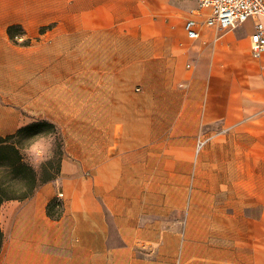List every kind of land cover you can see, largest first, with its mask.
<instances>
[{"label":"crops","instance_id":"0c3cea01","mask_svg":"<svg viewBox=\"0 0 264 264\" xmlns=\"http://www.w3.org/2000/svg\"><path fill=\"white\" fill-rule=\"evenodd\" d=\"M185 19L171 0H0V136L21 128L24 108V125L49 120L65 137L60 175L2 205L0 264H156L132 247L164 239L142 231L137 209L147 200L190 213V176H216L221 189L238 191L264 174V54L254 58L252 32L237 28L191 40ZM13 25L26 45L9 38ZM232 144L241 152L237 173L228 165ZM236 175L248 178L235 183ZM165 176L182 178L164 188ZM57 193L63 210L53 219L47 206ZM103 205L123 208L112 210L119 246ZM175 245L167 264H196L188 243L181 253Z\"/></svg>","mask_w":264,"mask_h":264},{"label":"rangeland","instance_id":"374dc122","mask_svg":"<svg viewBox=\"0 0 264 264\" xmlns=\"http://www.w3.org/2000/svg\"><path fill=\"white\" fill-rule=\"evenodd\" d=\"M171 3L176 6L179 17L183 21L189 16L197 15L198 17L199 15L198 0H171ZM16 31L18 37L14 39H11L8 34L11 41L16 45H26L28 41L25 31L19 28ZM235 31L248 35L253 31V24L247 22L238 26ZM4 103L7 107L17 108L7 101ZM20 115L22 127L25 126V122L29 121L28 112L21 108ZM5 130L9 134L17 131L15 127ZM232 130L234 129L231 128ZM61 134L65 142L62 131ZM14 141L18 142L25 161L32 165L40 176L45 175V164L51 165L50 172L55 171L62 149L61 138L58 134L45 131L38 136L21 134ZM235 148V144L229 146L228 165L232 166L233 171L237 173L242 161L240 160L241 152ZM214 152L212 149V153ZM263 155L264 153H260L261 157ZM214 157L219 158V155ZM260 163L264 164V160L261 159ZM213 164L218 165L219 161L215 160ZM259 171L264 172V168L260 167ZM163 178L165 188L168 178L181 179L182 177L165 176ZM193 178V176L189 177L190 196L195 197L190 213L187 207L179 209L171 205L172 202L170 206L167 205L164 196L163 201L149 199L145 208L137 209L140 216L147 220V223L143 224L142 231L147 234L163 232L164 239L132 241L135 257L152 260L156 264H167L178 242L177 248L180 253L190 245V250H194L197 257L196 264H264V174L250 176L251 189H239L233 192L221 189L216 176L202 174L196 176L195 181ZM233 178L235 183L242 184L248 177L238 179L236 175ZM149 185L150 181L146 183V190ZM121 189L120 185H109V190L116 192ZM151 192L149 191L148 195ZM170 196L177 198L179 193L173 191ZM55 199L62 201L59 193ZM102 208L107 220V229L115 236L114 242L116 246H119L121 244L118 237L119 227L113 220L118 217L112 213V210L123 212V208L117 205L111 208L103 205ZM62 210V205L56 208L57 213ZM189 218L190 221H188ZM174 234L180 237L179 240L171 239ZM187 235L190 237L188 241Z\"/></svg>","mask_w":264,"mask_h":264},{"label":"trees","instance_id":"16d2710c","mask_svg":"<svg viewBox=\"0 0 264 264\" xmlns=\"http://www.w3.org/2000/svg\"><path fill=\"white\" fill-rule=\"evenodd\" d=\"M19 25L10 26L8 34L11 39L18 37L16 29ZM28 43V42H27ZM54 132L61 138L62 149L59 153L58 165L50 172V164H45V175L40 176L35 168L28 164L14 141L21 134L38 136L43 132ZM58 126L49 120H37L19 128L15 133L0 136V211L2 205L11 200H26L31 198L43 183L55 180L61 172V163L65 156V144ZM49 167V169H48ZM62 203L56 199L47 206V214L53 219H58L62 212L57 213L56 208ZM4 233L0 223V253L3 248Z\"/></svg>","mask_w":264,"mask_h":264},{"label":"built area","instance_id":"2783aa9c","mask_svg":"<svg viewBox=\"0 0 264 264\" xmlns=\"http://www.w3.org/2000/svg\"><path fill=\"white\" fill-rule=\"evenodd\" d=\"M198 10L202 13L185 19L184 30L191 40L200 39L205 29L218 31L234 29L251 22V51L254 58L264 54V0H198ZM206 144L201 137L197 142V152ZM60 197L63 194H59Z\"/></svg>","mask_w":264,"mask_h":264},{"label":"bare ground","instance_id":"6f19581e","mask_svg":"<svg viewBox=\"0 0 264 264\" xmlns=\"http://www.w3.org/2000/svg\"><path fill=\"white\" fill-rule=\"evenodd\" d=\"M229 181H230V180H229ZM229 192H233V191L229 189Z\"/></svg>","mask_w":264,"mask_h":264}]
</instances>
